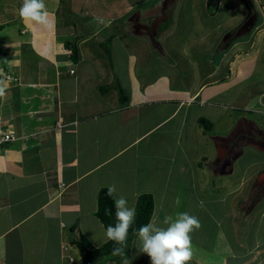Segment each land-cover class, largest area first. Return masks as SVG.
I'll list each match as a JSON object with an SVG mask.
<instances>
[{
  "label": "crops",
  "instance_id": "1",
  "mask_svg": "<svg viewBox=\"0 0 264 264\" xmlns=\"http://www.w3.org/2000/svg\"><path fill=\"white\" fill-rule=\"evenodd\" d=\"M169 1L44 0L52 23L43 28L20 18L22 0H0V129L16 135L0 148V264H82L73 242L108 241L95 214L99 191L113 184L115 200L124 196L129 207L152 195L151 222L160 227L182 212L198 217L187 264H264V197L248 205L264 169L230 178L245 147L227 169L210 149L221 138L210 133L228 131L229 111L264 113V0L224 49L227 34L212 45L210 20L197 13L179 36L176 0L161 30ZM221 3L208 0L206 13ZM239 118L225 143L259 128ZM128 247L98 264H151L137 235Z\"/></svg>",
  "mask_w": 264,
  "mask_h": 264
},
{
  "label": "clouds",
  "instance_id": "2",
  "mask_svg": "<svg viewBox=\"0 0 264 264\" xmlns=\"http://www.w3.org/2000/svg\"><path fill=\"white\" fill-rule=\"evenodd\" d=\"M20 18L26 24H35L43 28L51 26L50 13L44 0H22L18 9ZM3 82H0L2 85ZM5 89L0 86V96ZM116 186L107 188L108 196H113ZM116 224L109 225L105 231L107 240L114 241L119 247L112 251L113 256H125L128 232L136 219V208L128 206V200L124 196L114 201ZM163 223L167 227H160L154 221L142 225L136 233L140 247L139 251L150 258L151 264H187L193 258L192 241L190 233L202 227L198 217L187 212H182L175 219L172 216L164 218ZM123 264H129L124 259Z\"/></svg>",
  "mask_w": 264,
  "mask_h": 264
},
{
  "label": "trees",
  "instance_id": "3",
  "mask_svg": "<svg viewBox=\"0 0 264 264\" xmlns=\"http://www.w3.org/2000/svg\"><path fill=\"white\" fill-rule=\"evenodd\" d=\"M244 3L249 9V17L246 23L242 24L236 31H234L230 36H226L223 43L220 46V49L226 48L228 45V38L230 37L231 40L235 39L238 36L244 35L247 30L250 28L252 21L255 20V10L249 2V0H244ZM174 5V0H171L167 3L165 7V14L169 13V18L165 22V25L160 28L161 30H165L169 27L171 23V14H172V6ZM152 37L156 40V34L152 31ZM226 40V41H225ZM70 46V45H69ZM103 48L108 52L109 49L106 45H103ZM73 58L74 60L77 59V50L74 47L73 50ZM121 100L124 101L125 96L123 90L120 86H117ZM198 123L206 130L209 131L212 129L213 125L208 122L206 119L201 118L199 119ZM244 137L241 140V135L239 134L237 137H234L230 143H225L224 141L217 142L218 150L220 153V161H221V168L227 169L231 166V164L235 161V159L241 153V147L253 146L258 148L259 150L264 151V133H262L258 128L255 127L252 134H243ZM238 147L236 152H232L230 148ZM264 197V170L259 172L257 178L252 187V195L249 200V207H253L256 205L262 198ZM115 197L108 196L107 188H103L99 191L98 194V207L96 211V217L100 220L105 228L109 225L114 226L116 224L115 218V206H114ZM154 197L150 194H143L140 195L136 202V219L134 223L131 225L128 238H127V246L125 247L124 251L127 255L129 253L128 247V240L134 235H137L139 228L142 225H145L151 222L153 213H154ZM81 252L82 264H98L101 260L112 256V251L115 247H119L114 241L108 240L103 246L101 247H94L91 243L84 237H80L78 240L73 242Z\"/></svg>",
  "mask_w": 264,
  "mask_h": 264
},
{
  "label": "rangeland",
  "instance_id": "4",
  "mask_svg": "<svg viewBox=\"0 0 264 264\" xmlns=\"http://www.w3.org/2000/svg\"><path fill=\"white\" fill-rule=\"evenodd\" d=\"M221 6L218 12L215 15H209L206 13V4L208 0H176V4H179V13L182 18V23H181V31L179 33V36L182 38H186L190 30L193 26V23L195 22V18L197 16L195 13L199 14L200 17H202L204 20H210L209 22H206L205 29L206 33L209 34L210 40L209 42L212 43V45L215 44V42L218 40L219 37L224 36L226 33V36H230L234 31H236L242 24L246 23L244 19H248L247 15V10L241 5L242 2L240 0H221ZM252 1V6L255 5L254 10L255 13L256 11L261 12L262 8L257 7V0H249V2ZM262 3V2H261ZM173 7V6H172ZM194 7V8H193ZM193 8L191 11L190 9ZM194 14V15H193ZM193 15V17H191ZM169 13L167 12L165 14V18L168 20ZM255 18L257 16L255 15ZM200 33V31H199ZM225 36V37H226ZM237 38V37H236ZM235 38V39H236ZM225 39V38H224ZM222 39V43L224 41ZM234 40V39H233ZM229 37L227 42L228 46L230 43L233 41ZM226 41V40H225ZM264 62V57L263 61H261L260 64ZM246 110V108L243 110H238V111H229V113H232V116L234 118H227V126L226 129H228L227 132H224V126H220V129H215L213 130V134L210 133V135H216L220 136L221 138L217 141H225L226 138H228L229 135H231V132L233 131V124L235 121L241 119L239 118L240 116L245 117L243 119H247L249 121H253L258 125V129L264 133V113L263 112H258L255 110L254 112ZM229 114V115H230ZM238 117V118H236ZM231 128V129H230ZM218 133V134H217ZM217 146L215 143L210 144V149L212 151H217ZM260 167V169H264V151H257L255 148L253 149L252 147L248 146L245 147V155L242 157V159L235 164V170L232 175H230V178H241L242 173L245 174L246 177L249 176V173L254 171L253 169H256ZM259 169V168H258Z\"/></svg>",
  "mask_w": 264,
  "mask_h": 264
},
{
  "label": "built area",
  "instance_id": "5",
  "mask_svg": "<svg viewBox=\"0 0 264 264\" xmlns=\"http://www.w3.org/2000/svg\"><path fill=\"white\" fill-rule=\"evenodd\" d=\"M4 61V57L3 55L0 53V65L3 63ZM5 78L8 81H12V82H16L17 78L12 76L11 74H6ZM16 140V135L14 133V131L12 130H3L0 129V148L15 141ZM63 187V186H61Z\"/></svg>",
  "mask_w": 264,
  "mask_h": 264
},
{
  "label": "flooded vegetation",
  "instance_id": "6",
  "mask_svg": "<svg viewBox=\"0 0 264 264\" xmlns=\"http://www.w3.org/2000/svg\"><path fill=\"white\" fill-rule=\"evenodd\" d=\"M212 3H214V1H212Z\"/></svg>",
  "mask_w": 264,
  "mask_h": 264
}]
</instances>
